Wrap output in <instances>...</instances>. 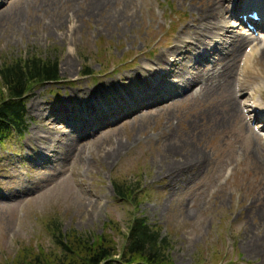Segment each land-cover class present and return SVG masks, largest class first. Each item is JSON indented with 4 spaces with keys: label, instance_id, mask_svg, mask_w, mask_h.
I'll return each instance as SVG.
<instances>
[{
    "label": "rangeland",
    "instance_id": "1",
    "mask_svg": "<svg viewBox=\"0 0 264 264\" xmlns=\"http://www.w3.org/2000/svg\"><path fill=\"white\" fill-rule=\"evenodd\" d=\"M3 1L0 66L29 55L58 61L62 81L34 88L26 98V134L0 145V264L75 262L71 255L63 259L54 227L97 242L105 237L119 261L139 217L161 230L172 264H264V140L252 131L263 125L254 123L264 108V55L255 54L262 41L248 38L223 71L230 55L216 35L226 30L211 28L208 16L214 19L217 0H112L111 9L98 16L85 15L90 0ZM218 1L217 12L227 20L229 0ZM229 21L235 26L230 25L231 41L246 33ZM178 37L183 44L176 43ZM211 37L215 55L196 48ZM188 42L202 62L188 65V78L195 81L181 93L174 70L182 61L174 68L169 61L181 60ZM215 58L221 61L217 72ZM86 68L91 75H84ZM219 74L226 75L221 83ZM228 81L237 87L233 97L240 116L250 119L249 126L242 121L248 139L237 133L239 122L216 126L230 110L215 107L212 98L219 99ZM85 116L94 119L82 128ZM46 133L53 143L43 149L36 141L34 147L35 134L46 140ZM69 136L77 142L63 166L55 157L66 153ZM117 143L120 149L105 159ZM168 147L176 156L162 161ZM199 155L206 159L202 171L163 175ZM27 179L30 190L20 194L25 191L19 184ZM119 184L134 187L135 201L118 199ZM11 195L16 201L4 203Z\"/></svg>",
    "mask_w": 264,
    "mask_h": 264
},
{
    "label": "trees",
    "instance_id": "2",
    "mask_svg": "<svg viewBox=\"0 0 264 264\" xmlns=\"http://www.w3.org/2000/svg\"><path fill=\"white\" fill-rule=\"evenodd\" d=\"M59 74L58 61L43 60L33 55L12 63L6 61L0 66V142L13 132L25 131L26 98L35 87L59 82ZM91 74L90 68H86L84 75ZM114 189L118 199L135 201L134 187L119 184L114 185ZM54 228L56 233L53 238L56 246L63 251V259L67 261L70 255L76 258L75 262L70 260L69 264H172L168 254L169 242L161 237L159 228L142 217L132 221L126 236L127 246L119 261L116 260L118 254L112 242L105 237L99 238L97 242L91 236L83 238L63 234L58 227Z\"/></svg>",
    "mask_w": 264,
    "mask_h": 264
},
{
    "label": "bare ground",
    "instance_id": "3",
    "mask_svg": "<svg viewBox=\"0 0 264 264\" xmlns=\"http://www.w3.org/2000/svg\"><path fill=\"white\" fill-rule=\"evenodd\" d=\"M115 2V1H113ZM112 0H90V3H89V6L90 8L86 11L85 15L87 16H93V15H100V12L103 8L105 9H108L107 7L109 6L111 9V4H115L113 3ZM8 2H6L5 0L3 1V4H7ZM108 3V4H106ZM215 6L213 8V14L215 15L214 16V19L211 15V13L208 15L212 20V22H209L211 24H214V26L211 25V28L212 27H216V28H219V27H223V30H226V32H222L224 35H229L231 36V34H233V31L232 29L229 27V18L227 20H225V18L223 17L224 15H226L224 12L223 14L221 13V15H219V12L218 9L220 10L221 8V5L219 3V1L217 0L215 3ZM260 5V9L264 11V2L262 4H258ZM126 6V5H125ZM128 7V6H126ZM231 8L229 9H226L227 13L229 12ZM128 10L127 8L123 7L121 9L120 12H122L123 14L126 13ZM118 13V12H117ZM5 13H3L4 15ZM207 19V18H205ZM202 21H204V18H202V20L199 21V27L202 28L203 27V24H202ZM226 22H228V26L225 27L224 25H226ZM207 30H209L207 28ZM216 40H219L220 38V35L217 34L216 35ZM248 35L246 34H240L239 36H235L234 40L231 41L229 38H227V45H228V48L230 49L229 51V58L227 59V62H226V65L223 69V71L227 68H229L237 59V55H239L240 51H241V48L244 46L245 42L248 40ZM255 41H258L260 42L259 39H254ZM198 42V41H197ZM212 41L210 40H204V41H200L198 44H196V48H201L202 52H204V49L206 48H209L210 49V53H212V55H215V50L217 49L216 46H212ZM176 43L178 45L180 44H183L184 42L180 41V40H177ZM192 42H188L186 46H184V49H185V55H188L190 58H186V56L183 54L182 56V59L181 60H178V58H172V59H176L175 61L174 60H171L170 59V68H174L175 65H177L178 62L182 61L181 64H179L177 66V68L174 70V77H179V82L178 84H184L185 85V88H189L190 87V84H193L195 80H193L192 77H189L188 78V65L192 62H194L195 64L199 63L200 61H196V56L194 55L193 51V46H192ZM178 45L175 46L174 50H176L175 52V56L179 53V50L178 48H180ZM261 45H263V47L261 48ZM260 47L257 49L256 53L259 54L260 53V56L262 57V55H264V39L261 43ZM190 49V50H188ZM71 62V61H69ZM221 63V61H219ZM216 63V62H215ZM67 66H69V64H67ZM170 72V69H166L165 70V73H169ZM190 79V80H189ZM224 79H226V75L224 76V78L221 76V74H219L217 76V82H222ZM241 84L244 83V81H241L240 82ZM237 87L233 84H231L229 81L227 82V86L226 88H224L222 91H221V94H219V99L216 101V99L212 98V103L214 104L215 107H221V108H224L226 110H230V114L229 113H226V116H221V120L218 122V125H216L217 127H222L224 125H228V126H231L232 124H235L237 122H239V125H236L235 127H237V130H238V134L240 135L241 138L244 139H248L247 138V135L244 133V125H243V122H246L249 126V123H250V119L246 117V115H244V117L242 118L240 116V111L236 108V105H235V99L233 97V91L234 93L236 94L237 91H235ZM247 92V90L245 91ZM254 96V92L252 94V96L249 98L251 100H254L253 98ZM217 103V104H216ZM80 105L83 107L84 105V100L81 99V103ZM88 105H90V102L88 101ZM242 105V104H241ZM256 108H258L259 106L258 105H255ZM84 108V107H83ZM252 108V107H251ZM39 109V107H38ZM256 109H254L255 111ZM107 113V112H105ZM90 116H93V117H97V113L94 112L93 115L92 114H89ZM136 114H134L131 119L135 116ZM256 117H254V123L256 126H258V124H263L261 126V131H255V130H252L254 132V134L258 137H256L257 140H264V136L262 133H264V108L261 109V111L259 112V114L255 115ZM81 121H80V124H81V127L83 128V126L85 127V124L86 122L90 121V120H93L94 118H90L88 116H85L83 118H80ZM106 125V124H105ZM244 127H243V126ZM246 129V128H245ZM249 134V133H248ZM46 135L48 136V138H46V140L42 139L41 135H38V134H35V138L32 139V143L34 145V147L36 146L37 142L40 143L42 146H43V149H47V147L45 146H49L52 142V139H51V135L46 133ZM80 135V134H78ZM253 135V136H255ZM251 137H253L251 134H250ZM35 140V141H34ZM37 141V142H36ZM76 139L74 138V136H69L66 140V143L63 144V146L65 147L64 150L66 151V153L62 154L60 158H58L59 156H56L55 159L56 161H60L63 163V166L65 165L66 163V159L68 157V154L70 153V151L73 149V147L76 145ZM188 146V144H186ZM262 145H264L262 143ZM186 146V147H187ZM260 146V144H259ZM121 147L120 143H117V146L116 148H112V150L108 153L105 154V159L109 160L111 159V157H113V154L115 153V151L119 150ZM261 147V146H260ZM42 148V147H41ZM259 149V148H257ZM262 150V149H261ZM254 151H252L253 153ZM112 155V156H111ZM176 155L174 154V152L172 151V149L170 147H168V149L164 152V156L162 158V161H167L168 159H170L171 157H175ZM202 155H199L198 159L196 161H190V163H185L184 165L180 164V165H177L175 169H172L171 168H168L167 169V172L165 174H163L164 176L166 177H171V175H173L174 173H183L185 171H188V170H199V171H202L203 169V166L205 167L206 164H205V157L203 159V157H201ZM77 158L78 157V154L74 156V158ZM75 158V159H76ZM109 158V159H108ZM55 161V163H56ZM257 164H259L258 161H256ZM256 162H254V164H256ZM264 165V161L262 163ZM182 165V166H181ZM260 165V164H259ZM258 166V165H256ZM181 176H184V174H182ZM189 184V181L187 179V177H184L181 181V185L184 186L185 188L188 186ZM24 185H25V188H24ZM20 187H23L24 191L23 193H20V194H25L26 192H28L30 190V187H29V180H25L23 182H21L19 184ZM185 190V189H184ZM17 192V191H16ZM3 200H4V203H13L14 201H16V197L15 196H7V197H3ZM263 245H264V240H263ZM264 247V246H263Z\"/></svg>",
    "mask_w": 264,
    "mask_h": 264
}]
</instances>
